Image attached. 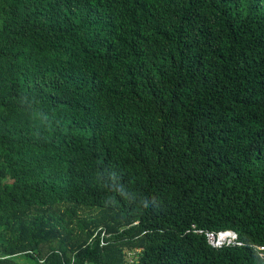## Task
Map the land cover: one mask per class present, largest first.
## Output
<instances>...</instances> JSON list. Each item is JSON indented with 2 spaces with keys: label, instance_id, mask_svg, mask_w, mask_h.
Listing matches in <instances>:
<instances>
[{
  "label": "trees",
  "instance_id": "obj_1",
  "mask_svg": "<svg viewBox=\"0 0 264 264\" xmlns=\"http://www.w3.org/2000/svg\"><path fill=\"white\" fill-rule=\"evenodd\" d=\"M261 246L264 0H0V264Z\"/></svg>",
  "mask_w": 264,
  "mask_h": 264
},
{
  "label": "built area",
  "instance_id": "obj_2",
  "mask_svg": "<svg viewBox=\"0 0 264 264\" xmlns=\"http://www.w3.org/2000/svg\"><path fill=\"white\" fill-rule=\"evenodd\" d=\"M199 233H205L209 243L215 247L220 248L223 244H234L236 235L231 231H223V232H212V231H198ZM238 245H240L238 243ZM259 252L261 258L264 260V246L259 247Z\"/></svg>",
  "mask_w": 264,
  "mask_h": 264
},
{
  "label": "rangeland",
  "instance_id": "obj_3",
  "mask_svg": "<svg viewBox=\"0 0 264 264\" xmlns=\"http://www.w3.org/2000/svg\"><path fill=\"white\" fill-rule=\"evenodd\" d=\"M139 253H136V252H130V253H128V259H129V262L130 263H132V262H134L135 260H137V255H138Z\"/></svg>",
  "mask_w": 264,
  "mask_h": 264
},
{
  "label": "clouds",
  "instance_id": "obj_4",
  "mask_svg": "<svg viewBox=\"0 0 264 264\" xmlns=\"http://www.w3.org/2000/svg\"><path fill=\"white\" fill-rule=\"evenodd\" d=\"M143 206H144L145 208H147V207H148V202L145 201V202L143 203Z\"/></svg>",
  "mask_w": 264,
  "mask_h": 264
}]
</instances>
